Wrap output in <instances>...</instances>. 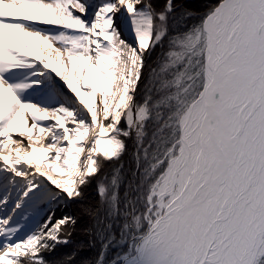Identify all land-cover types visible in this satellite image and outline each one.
<instances>
[{
  "label": "snow or ice",
  "instance_id": "snow-or-ice-1",
  "mask_svg": "<svg viewBox=\"0 0 264 264\" xmlns=\"http://www.w3.org/2000/svg\"><path fill=\"white\" fill-rule=\"evenodd\" d=\"M0 264H264V0H0Z\"/></svg>",
  "mask_w": 264,
  "mask_h": 264
},
{
  "label": "trees",
  "instance_id": "trees-1",
  "mask_svg": "<svg viewBox=\"0 0 264 264\" xmlns=\"http://www.w3.org/2000/svg\"><path fill=\"white\" fill-rule=\"evenodd\" d=\"M160 2L162 3V0H160ZM215 0H187V3L198 10H204L205 6L209 3H214ZM111 168L110 164H106L105 166V171H109ZM123 191V189H122ZM86 196H87V201L86 202H91V203H95L97 196H96V192H95V181L93 182V185L90 186L88 189H86ZM73 208V211L76 210L75 205H71ZM82 225L78 224L77 225V229L76 232L74 233L72 239H73V245L68 246L67 248L65 247H58L57 251L59 254L63 255L66 253H70L73 248L75 247L76 243L78 242H85L86 243V238L83 236V234L81 233L80 229H81ZM94 253L92 252H83L81 253V257H78V259L84 257V256H89V255H93Z\"/></svg>",
  "mask_w": 264,
  "mask_h": 264
},
{
  "label": "rangeland",
  "instance_id": "rangeland-1",
  "mask_svg": "<svg viewBox=\"0 0 264 264\" xmlns=\"http://www.w3.org/2000/svg\"><path fill=\"white\" fill-rule=\"evenodd\" d=\"M122 123H123V122H122ZM14 138H15V139H18V140L21 139V137H20L19 135H16ZM23 140H24V143H25V144L28 142L27 139H26V137H24ZM89 143H91L90 138H86V140H85V144H86V146H87V144H89ZM86 155H87V152L81 154V158H80V162H78V166L82 165L83 160H84V157H85ZM53 174L58 175V174H56V173H53ZM58 176H60V177H62V178H64V177H68L67 175H63V176L58 175ZM71 205H72V204H68L67 206H65L64 204H61L60 207H59V209H58V210L56 211V213H55L56 217L59 218L62 214L73 212V208H72ZM44 215H45V218H46L47 213H45ZM41 222H43V220H42ZM26 234H27V233H25V235H26ZM21 238H24V237L22 236Z\"/></svg>",
  "mask_w": 264,
  "mask_h": 264
},
{
  "label": "bare ground",
  "instance_id": "bare-ground-1",
  "mask_svg": "<svg viewBox=\"0 0 264 264\" xmlns=\"http://www.w3.org/2000/svg\"><path fill=\"white\" fill-rule=\"evenodd\" d=\"M126 34H128V33L126 32ZM128 35H129V39H131V35H130V34H128ZM110 102H111V99H110ZM29 123H31V122L29 121ZM17 126H18V127L20 126V121L17 122ZM33 135H34V136L36 135L35 130H34V132H33ZM26 139H27V137H26ZM35 146H36V147H39V145H35ZM58 175H59V174H58ZM58 175L53 174V176H54L55 179H59V180H61V181H64V180L69 179V177H64V178H62V177H60V176H58ZM50 187H53V188H54V186H51V185H50ZM54 190H55V189H54Z\"/></svg>",
  "mask_w": 264,
  "mask_h": 264
}]
</instances>
